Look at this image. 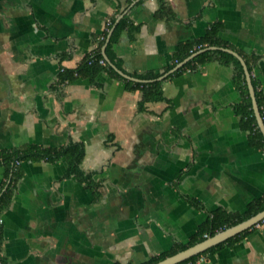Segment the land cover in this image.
I'll return each mask as SVG.
<instances>
[{
  "label": "crops",
  "instance_id": "crops-1",
  "mask_svg": "<svg viewBox=\"0 0 264 264\" xmlns=\"http://www.w3.org/2000/svg\"><path fill=\"white\" fill-rule=\"evenodd\" d=\"M165 1L160 16L159 0H0V152L81 142V168L101 182L96 199L64 158L22 161L0 215L3 264H140L187 243L209 211L264 195V150L234 110L233 64L174 71L142 109L141 91L125 88L169 71L180 43L220 22L219 38L257 56L264 104V0ZM98 50L118 76L103 68L58 86L61 68ZM6 174L0 164V192ZM194 264H264V220Z\"/></svg>",
  "mask_w": 264,
  "mask_h": 264
},
{
  "label": "trees",
  "instance_id": "trees-1",
  "mask_svg": "<svg viewBox=\"0 0 264 264\" xmlns=\"http://www.w3.org/2000/svg\"><path fill=\"white\" fill-rule=\"evenodd\" d=\"M160 8L158 15H169L170 9L166 4L165 0H159ZM124 25V19L120 20L117 24V30L122 28ZM222 29V24L220 22L212 23L205 31V33L197 38H193L187 41H184L179 44L178 48L173 54V62L168 66L166 70L172 68L175 64L182 61L193 51L205 47V46H219L224 48H229L236 51L245 61L246 66L251 74L253 66L257 60L256 55H246L239 49L235 48L230 43L219 38V32ZM103 58L100 51H96L87 55L82 62L75 69H63L58 73L57 83L58 86L62 84L65 80L70 82L74 78L79 76H88L89 78H94V76L100 72L103 68H107L112 74L118 76L114 70L109 66L99 65L97 60ZM218 59L226 64H233L235 70V81L238 83L241 89V101L234 106L235 112L240 117V126L243 130L248 132L249 143L253 146L261 148L264 150V137L260 132L254 112L252 109L251 99L249 96L248 88L246 85L244 72L239 61L231 54L219 51H205L197 56H195L190 61L186 62L183 66L178 68L173 74L182 73L186 70H192L197 68L198 65L204 63L208 59ZM104 59V58H103ZM89 61H91L89 63ZM161 75L159 72H146L144 74L136 75L140 79H154ZM251 81L255 89L256 100L261 112V115L264 119V104L263 98L260 90L257 88V84L253 77L251 76ZM125 88L128 90L139 89L141 91V99L139 101V108L145 107L147 102L160 101L163 99V94L161 90V81L153 82H133L130 80L125 81ZM84 157V146L81 142H71L65 146L61 147H42L34 144L25 145L19 148H12L3 150L0 152V164L5 166L7 171L6 174V184L3 191L0 192V215L8 207L11 202L15 185L17 180L21 177V167L20 164L24 160L30 161H40L44 160L47 162H54L60 158H64L67 162V173L66 176L73 175L83 186L89 189L94 197L97 199L99 197V186L101 182L94 178L93 171H84L81 168V161ZM18 162V163H17ZM3 185V186H4ZM193 204L197 203L191 201ZM264 209V195L252 200L248 203L246 209L242 212H231L227 211L224 208H216L212 211H209L206 220L199 226L196 233H194L189 241L185 244L175 243L169 251L163 252L159 255L149 258L147 261L140 264H153L164 257L174 254L179 250H182L196 242H199L207 236H212L216 232L223 230L227 227L233 226L240 221H243L250 216L256 214L260 210ZM262 220L259 222L261 223ZM255 225L236 234L233 237L228 238L227 240L218 243L215 246H212L205 251L194 255L188 258L185 261H182L178 264H194L195 260L200 256H211L216 251L220 250L225 246H232L235 243L239 242L245 236H247L253 229ZM0 235H1V224H0ZM0 264H3V261L0 260Z\"/></svg>",
  "mask_w": 264,
  "mask_h": 264
},
{
  "label": "water",
  "instance_id": "water-1",
  "mask_svg": "<svg viewBox=\"0 0 264 264\" xmlns=\"http://www.w3.org/2000/svg\"><path fill=\"white\" fill-rule=\"evenodd\" d=\"M214 51V50H219V51H223L226 53H229L231 55H233L240 63V65L242 66L243 72H244V77H245V81H246V85L248 88V92H249V96L251 99V104H252V109L254 112V116L256 119V123L257 126L260 130V132L262 133L263 137H264V119L261 115L257 100H256V96H255V89L254 86L252 84L251 81V74L246 66L245 61L243 60V58L234 50H231L229 48H224V47H219V46H205L202 48H199L195 51H193L192 53H190L187 57H185L182 61L178 62L173 68H171L169 71H167L166 73H164L161 76H158L154 79H150V80H141V79H136V78H132L133 80L136 81H141V82H153V81H157V80H161L164 77H166L168 74L173 73L174 71H176L178 68H180L181 66H183L186 62L190 61L191 59H193L195 56H197L198 54L205 52V51ZM120 74H122L125 77H128L127 75L123 74L122 72H119ZM261 220H264V209L260 210L259 212H257L256 214L250 216L249 218L238 222L237 224L227 227L223 230H220L218 232H216L215 234H213L212 236H207L205 237V239L196 242L182 250L177 251L174 254L168 255L166 257H164L163 259L153 263V264H178L182 261L187 260L188 258L197 255L203 251H205L206 249L217 245L220 242H223L225 240H227L230 237L235 236L236 234H239L240 232L258 224Z\"/></svg>",
  "mask_w": 264,
  "mask_h": 264
},
{
  "label": "built area",
  "instance_id": "built-area-1",
  "mask_svg": "<svg viewBox=\"0 0 264 264\" xmlns=\"http://www.w3.org/2000/svg\"><path fill=\"white\" fill-rule=\"evenodd\" d=\"M90 62H91V61H89V63H90ZM97 63H98L99 65H102V66L106 64V62H105V60H104L103 58H99V59L97 60ZM62 70H63V68L60 69V71H62ZM66 83H68L67 80H65L64 82H62L61 86L65 85ZM17 163H18V162H17ZM0 221H1V219H0ZM204 260H205V256H200V257H198V258L195 260L194 263H202Z\"/></svg>",
  "mask_w": 264,
  "mask_h": 264
}]
</instances>
